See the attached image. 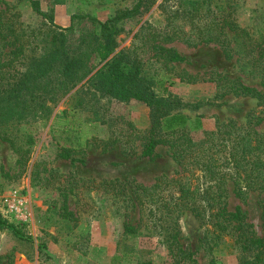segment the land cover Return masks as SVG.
I'll return each mask as SVG.
<instances>
[{
	"label": "rangeland",
	"instance_id": "rangeland-1",
	"mask_svg": "<svg viewBox=\"0 0 264 264\" xmlns=\"http://www.w3.org/2000/svg\"><path fill=\"white\" fill-rule=\"evenodd\" d=\"M37 1L42 11L52 10V25L33 13L26 0H0L13 6L11 12L19 14L23 28L40 40L34 44L37 47L29 46L25 66L18 67L20 73L30 69L27 58H47L54 33L66 42L78 37V30L60 29L70 26L73 14L105 21L115 10L134 3ZM228 22L247 29L252 40H262L264 0H158L123 24L124 31L116 36V50L139 47L133 55L144 62L140 84L176 99L181 104L177 113L186 116L188 123L200 117L202 131L229 121L245 125L251 111L264 116L261 101L232 94L216 97L215 83L181 81V75L205 79L219 75L221 82L236 81L264 94L255 68L242 65L251 62L257 50L248 54L252 45L235 40L225 25ZM141 28L139 37L133 38ZM150 32L177 33V40L155 44L172 48L185 61L162 63L154 57V51L142 46V38ZM222 43L232 49L231 57L225 55ZM239 58H244L242 63ZM100 66L65 96L55 95L47 102L51 108L47 120L41 119L38 100L27 103L31 113L20 121L15 119L21 123L17 135L24 137L32 131L35 137L24 167L10 144L0 140V216L21 232L17 237L12 230L0 228V264H264V181L263 189L243 190L240 196L231 182L225 185V209L235 212L239 208L242 214L241 222L233 223L238 227L234 233H213L210 223H202L187 210L162 221L155 211L156 216L149 212L148 197L142 198L145 204L140 210L134 197L137 186L150 188L159 177L175 178L179 169L164 146H158L151 157L141 156L149 109L141 102L120 101L91 85L88 78ZM257 130L264 131V120ZM76 136L87 137L91 143L77 148L69 159L56 158L60 147L75 145ZM167 193L161 194L164 202L169 201ZM5 199L14 201L17 210L8 207ZM63 202L72 218L62 216ZM124 223L137 232L125 233Z\"/></svg>",
	"mask_w": 264,
	"mask_h": 264
},
{
	"label": "trees",
	"instance_id": "trees-1",
	"mask_svg": "<svg viewBox=\"0 0 264 264\" xmlns=\"http://www.w3.org/2000/svg\"><path fill=\"white\" fill-rule=\"evenodd\" d=\"M26 1L33 13L50 25L53 24L52 10L42 11L37 0ZM157 1L134 0L131 6L115 10L105 21L87 14H73L70 26L60 29L69 33L78 30V37L73 39V42H66L65 38L59 39L54 33L47 58L42 59V56L39 57L41 60L37 57L27 58L28 62L31 61L28 63L30 69L21 73L18 67L26 64V51L30 49V45L37 47L34 44L38 45L40 40L32 31L27 32L23 28V23L18 20L19 14L11 12L14 10L13 6L0 2L5 5V8L0 9V140L10 144L20 157V166L24 167L35 139L32 131L24 133V137L17 135L21 125L18 121L32 111L27 103L38 100L40 104L38 109L42 112L41 119L47 120L51 114L47 102L55 95L65 96L69 89L83 81L102 64L88 78L91 85L120 101L141 102L149 109V126L143 133L141 156L151 157L158 146H164L179 169L175 178L159 177L150 188L137 186L134 197L140 210L145 204L142 198L148 197L149 212L155 211L162 221L168 222L180 210H187L202 223H210L213 233H234L238 227H234L233 223H240L242 214L239 208L235 212L225 209V185L231 182L237 196L242 195L243 190L263 189L264 131H258L257 127L263 122L264 116L251 111L245 125L229 121L217 123L211 131H202L200 117L188 123L186 116L177 113L181 104L176 99L160 96L140 84L144 62L142 57L133 55L139 47L117 51L116 36L124 31L123 24L127 20L136 17L142 9L150 7ZM174 15L179 14L175 12ZM225 25L233 33L235 40L242 43L245 41L246 46L252 45L248 54L252 55L254 49L257 50V56L251 58V62L243 61L244 58L239 59L241 63L243 61V66L255 68L261 85L264 86V33L262 40L254 41L247 29L239 27L234 22ZM140 33L142 28L133 35V38H138ZM147 34L142 38L144 39L142 46L147 45L154 51V57L160 59L162 63L185 61L172 48H163L155 44L159 41L177 40L179 38L177 33ZM222 46L225 55L231 57L232 49L228 48V43H222ZM6 47L11 49L3 54ZM233 52L238 54V51ZM2 55L10 58L3 60ZM5 68L9 70L2 71ZM10 69L13 73H10ZM215 76L205 79L198 75H181V81L187 84L212 82L216 84V97L232 94L237 97L254 98L264 105V94L258 89L236 81L221 82V77ZM5 79L10 82L5 83ZM74 138L72 145H75L60 147L56 158L69 159L71 153L77 152V148L83 149L91 143L87 137ZM111 184L113 183L108 185ZM165 190L168 191L169 197V201L166 202L161 196ZM62 216L66 219L72 218L64 202ZM123 227L125 233L137 232V229L126 223ZM0 228L10 229L14 235L21 237L18 226L1 216ZM206 231L209 233V230ZM189 257L188 254L187 258ZM113 261L117 262L118 257Z\"/></svg>",
	"mask_w": 264,
	"mask_h": 264
},
{
	"label": "built area",
	"instance_id": "built-area-1",
	"mask_svg": "<svg viewBox=\"0 0 264 264\" xmlns=\"http://www.w3.org/2000/svg\"><path fill=\"white\" fill-rule=\"evenodd\" d=\"M4 201L7 204V206L10 207L12 210L13 209L17 210V207L15 206L16 203L14 201H12V200L9 201L7 199H5Z\"/></svg>",
	"mask_w": 264,
	"mask_h": 264
}]
</instances>
